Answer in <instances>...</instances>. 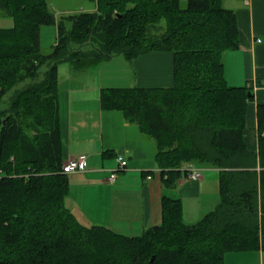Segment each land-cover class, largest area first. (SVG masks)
Masks as SVG:
<instances>
[{"label": "trees", "instance_id": "1", "mask_svg": "<svg viewBox=\"0 0 264 264\" xmlns=\"http://www.w3.org/2000/svg\"><path fill=\"white\" fill-rule=\"evenodd\" d=\"M94 1L93 11L56 16L46 0H0V14L13 20L0 28V264H224L226 253L258 249L264 256V103L255 149L245 133L251 80L231 86L223 75V53L239 46L235 11L222 0ZM48 24L56 39L44 51L39 29ZM154 50L171 53L172 83L102 88L101 107L153 138L164 183L188 163L217 168L219 201L186 223L180 200L162 195L160 223L138 235L84 225L65 203L58 64L85 70Z\"/></svg>", "mask_w": 264, "mask_h": 264}, {"label": "crops", "instance_id": "2", "mask_svg": "<svg viewBox=\"0 0 264 264\" xmlns=\"http://www.w3.org/2000/svg\"><path fill=\"white\" fill-rule=\"evenodd\" d=\"M46 1L58 12L56 16L96 9L94 0ZM222 4L235 11L239 31V46L223 53V75L231 86L249 80L256 84L245 116L247 144L256 149V107L264 103V0H222ZM62 63L57 67V93L63 161L86 156L84 169L68 173L65 203L82 224H101L118 233L138 235L160 223L162 195L180 200L186 223L215 207L219 201L217 168L203 166L200 178L189 179L184 167L164 183L153 138L142 134L119 110L102 108L99 101L102 88L169 86V51L154 50L133 59L114 55L85 70H75L70 63L60 70ZM117 155L126 159L124 168L117 169ZM113 170L114 179L109 181ZM251 253L235 254L239 255L235 258L224 255V264L249 260L264 264L260 249Z\"/></svg>", "mask_w": 264, "mask_h": 264}, {"label": "built area", "instance_id": "3", "mask_svg": "<svg viewBox=\"0 0 264 264\" xmlns=\"http://www.w3.org/2000/svg\"><path fill=\"white\" fill-rule=\"evenodd\" d=\"M252 88L256 87V84L252 81L250 83ZM117 169L124 168L126 166V159L122 155L116 156ZM86 167V156L79 155L77 157H71L62 162L61 170L65 173H71L75 170L84 169ZM202 167L193 163H188L185 166V173L189 179H198L201 176ZM115 176V170L111 171L108 175V180L112 181ZM150 177L149 175L147 176Z\"/></svg>", "mask_w": 264, "mask_h": 264}, {"label": "rangeland", "instance_id": "4", "mask_svg": "<svg viewBox=\"0 0 264 264\" xmlns=\"http://www.w3.org/2000/svg\"><path fill=\"white\" fill-rule=\"evenodd\" d=\"M90 1V0H89ZM53 12L55 14H57L58 12L55 10V9H52ZM12 23H13V20L11 18V16L9 15H6V14H3V15H0V28H3V27H10L12 26ZM159 25L162 26V28L164 27V21L161 20ZM40 45H41V48L42 50L44 51H47L51 45L53 44L54 40L56 39V31H55V26L51 25V24H48V25H41L40 29ZM70 64L68 62H64L61 64L60 66V70L64 68V66H69ZM237 85H240V84H237ZM9 93H7L5 96H7ZM204 170V168H203ZM248 253H234V252H229V253H226L225 255L227 254H234V255H230L232 256V258H235L234 256H239V255H235V254H252L251 252L252 251H247ZM263 261H264V257H263ZM227 264L228 261H227ZM234 264H252L249 261L247 262H235Z\"/></svg>", "mask_w": 264, "mask_h": 264}]
</instances>
